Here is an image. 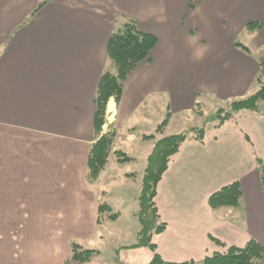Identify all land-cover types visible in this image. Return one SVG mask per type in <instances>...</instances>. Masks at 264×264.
I'll use <instances>...</instances> for the list:
<instances>
[{
    "label": "crops",
    "instance_id": "obj_1",
    "mask_svg": "<svg viewBox=\"0 0 264 264\" xmlns=\"http://www.w3.org/2000/svg\"><path fill=\"white\" fill-rule=\"evenodd\" d=\"M253 1L199 0L194 11L189 0H0V264H64L74 243L93 250L86 245L102 238V225L122 222L129 196L131 215L139 214L141 191L128 192L134 172L109 170V161L88 179L112 34L135 21L158 41L126 81L121 104L111 101L116 116L108 123L117 133L113 151L126 153L127 163L141 153L146 173L160 134L187 131L183 116L204 111L206 100L218 105L259 90L257 61L235 47L238 27L220 26L252 16ZM205 24L215 29L206 33ZM257 107L223 124L193 125L203 138L191 135L171 156L155 197L167 228L152 238L166 262L199 264L252 239L264 246V100ZM235 182L242 204L213 210L209 198ZM126 238L119 236L116 264H150L155 252L129 248L138 240L125 246Z\"/></svg>",
    "mask_w": 264,
    "mask_h": 264
},
{
    "label": "trees",
    "instance_id": "obj_2",
    "mask_svg": "<svg viewBox=\"0 0 264 264\" xmlns=\"http://www.w3.org/2000/svg\"><path fill=\"white\" fill-rule=\"evenodd\" d=\"M197 0H190L191 5ZM254 24H250L252 26ZM256 27V26H253ZM108 55L117 67V74L105 72L99 78L98 92L95 98L96 111H95V132L97 142L91 147L89 155V181L96 180L101 171L109 163V157L114 153L118 156L120 161L132 160L122 151L112 152L110 146L113 144L114 138L107 135H102L104 124V115L108 101L111 97L119 103L124 93V81L128 75L138 66L139 63L149 61L151 52L157 45V37L154 34L139 31L135 21L127 24L122 30L112 34L109 39ZM261 79V78H260ZM261 88L251 94L247 98L234 101L231 104V112L227 116H223L219 120V124L228 121L233 115L238 114L241 110H257L258 104L264 100V81L261 80ZM167 120H164L158 126L157 132L163 130L167 125ZM191 135L198 139H202L205 132L204 128L198 129L194 127ZM189 133L182 132L177 134H170L159 138L155 143V148L148 156V165L146 173L143 178V187L139 197V219H140V232L138 233V242L129 248L146 247L155 252V255L150 264H173L166 262L157 253L156 246L153 243V236L161 234L166 230L165 222L161 221L158 215L157 204L155 197L157 195V187L161 182V177L167 170V166L171 156L177 153L181 144L191 137ZM263 188H264V170H263ZM243 198V189L240 182H235L229 186L219 189V192L213 194L209 198L210 205L213 210L220 209V207H239ZM108 206L101 205V212ZM218 245L226 246L222 242L216 241ZM96 250L85 249L77 243L72 247V258L64 264H71L75 261L79 264L87 262L94 255ZM264 260V246L257 239L250 240L244 248L229 247L227 253L214 255L204 259L199 264H261ZM179 264V263H176ZM184 264H197L195 262H187Z\"/></svg>",
    "mask_w": 264,
    "mask_h": 264
},
{
    "label": "rangeland",
    "instance_id": "obj_3",
    "mask_svg": "<svg viewBox=\"0 0 264 264\" xmlns=\"http://www.w3.org/2000/svg\"><path fill=\"white\" fill-rule=\"evenodd\" d=\"M199 2V0L195 1L194 3H192L189 0V5H190V10H196L197 9V5L196 3ZM253 10L252 13H250L252 16H247V18L245 19V21H241L239 20L237 25L234 26L235 22L231 21L229 18H225L223 19V23L222 25H220L221 27H224L226 30H230L231 28L235 29V27H238V30L236 32H232L235 36H233L232 38L234 39L235 42V47L238 46L240 49H242V51H246V52H250L251 57L257 61L258 63V72H259V79H258V83L261 82V80L264 81V0H256L253 1ZM258 7H261L258 8ZM258 8V9H256ZM194 10V11H195ZM244 24V26H243ZM250 24H254L252 26H250ZM256 26V27H253ZM204 28L206 29V33L208 32H212L215 28L211 26V24H205ZM205 32V31H204ZM238 35V37L236 36ZM258 36V37H257ZM260 37V39H258ZM258 39V40H257ZM256 40V42H255ZM260 44V45H259ZM110 60V59H109ZM135 70V68L133 69V71ZM105 72H111L113 74H117L118 70L117 67L115 66V63L112 61V59L110 60V62H108V64L106 65V68L104 70ZM133 71L128 75V78L124 81V86L126 81L129 79L130 75L133 73ZM104 72V73H105ZM261 78V79H260ZM261 87V83L258 85V89H260ZM253 91V90H252ZM125 92V90H124ZM124 94V93H123ZM123 97V96H122ZM240 99L243 98H238V99H232L230 101H227L226 103H219L218 105H216V100L214 102H209L210 100H206L207 102H205L203 109L198 108L195 110V112H193V114L190 113V115L188 116H183V119H185L188 124H186L185 126H187V133H189V135H191V131L193 130L194 127L197 126H193L196 124L199 125H213L216 122H219L220 118H222L223 116H227L228 113L231 112V104L234 101H239ZM112 102H116V105L119 106L121 104V100L118 103L114 97H111V99L108 101V105L106 107L105 110V115H104V126L105 124L107 125V132H105L102 135H107L109 137H113L115 139L116 137V129L114 131L113 126H108V123H110L111 121H114L115 118V113L114 116L112 117L113 113L109 112V105ZM215 104V105H214ZM260 107V106H259ZM116 109V107H115ZM168 115L166 113L165 119H167ZM135 118H141V116H135ZM170 118V117H169ZM197 120V121H196ZM132 122V121H131ZM135 122L137 124L140 125L141 127V131H145V127H144V123L139 121H134L132 122V124H135ZM148 121L146 120L145 123H147ZM169 123V120L167 121ZM167 123V125H168ZM116 125V124H114ZM165 125L163 127L166 128ZM193 127H191V126ZM204 125V126H205ZM103 126V128H104ZM105 128V129H106ZM198 129H200V127H197ZM103 130V129H102ZM9 132L10 129L8 130ZM3 132H6L5 130ZM140 132V131H139ZM96 135V132H95ZM128 137L125 133H121L119 136L120 138L122 137ZM163 134H160V137H163ZM98 138V137H95ZM114 141V140H113ZM97 142V140H96ZM95 142V143H96ZM133 142V146L136 145L137 139H135L134 137L130 138V144H132ZM111 151H113V144L112 146H110ZM110 158V166H108L109 170H118L119 167L120 169L123 170H129L131 172H134V177L133 180L135 181H130L129 186H128V192L129 194H133L135 193H140V191L142 190V186H143V177H144V173H145V166L147 163V158H142V154L139 153L137 155V159L134 162H128L129 160H125L126 162H122L125 165L119 164V166H117L116 164L118 163H114V160L117 159V156L114 155V153L111 155ZM118 160V159H117ZM120 160V159H119ZM140 195V194H139ZM125 203V208L121 209L122 211V222L121 223H112L110 224L109 221H107L104 225H102L100 227V235L102 236V238H97L93 245L88 246V248L90 249H96L97 251L95 252L94 256L91 258V262L89 264H116L120 261V258L117 256V244L118 240H119V236L125 235L127 238L125 239V246H129L132 244H135L137 242L136 237H137V228L140 227L139 225V220H138V216L133 217L131 215V207H132V198L129 196L128 200L124 202ZM242 204V202H241ZM115 208L118 209L119 206L118 204L115 205ZM139 210V208H138ZM115 213V210L110 212V214ZM121 225V228L119 229ZM74 245V244H73ZM222 247V245H221ZM245 247V246H244ZM242 247V248H244ZM227 248V247H224ZM229 248V247H228ZM240 248V247H239ZM99 251V252H98ZM228 251V249H227ZM224 252V253H227ZM220 254V253H219ZM223 254V253H222ZM214 255V254H213ZM264 262V260L261 262V264Z\"/></svg>",
    "mask_w": 264,
    "mask_h": 264
},
{
    "label": "bare ground",
    "instance_id": "obj_4",
    "mask_svg": "<svg viewBox=\"0 0 264 264\" xmlns=\"http://www.w3.org/2000/svg\"><path fill=\"white\" fill-rule=\"evenodd\" d=\"M114 108V103H111V105L109 106V112H111Z\"/></svg>",
    "mask_w": 264,
    "mask_h": 264
}]
</instances>
